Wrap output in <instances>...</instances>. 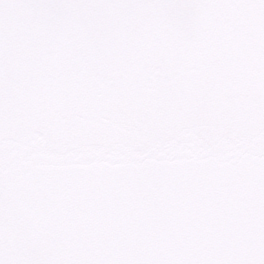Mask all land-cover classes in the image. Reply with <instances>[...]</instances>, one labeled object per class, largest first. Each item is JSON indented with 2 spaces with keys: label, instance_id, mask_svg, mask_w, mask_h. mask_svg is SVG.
<instances>
[{
  "label": "snow or ice",
  "instance_id": "1",
  "mask_svg": "<svg viewBox=\"0 0 264 264\" xmlns=\"http://www.w3.org/2000/svg\"><path fill=\"white\" fill-rule=\"evenodd\" d=\"M0 264H264V0H0Z\"/></svg>",
  "mask_w": 264,
  "mask_h": 264
}]
</instances>
